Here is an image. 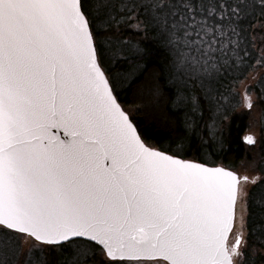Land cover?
<instances>
[{
	"label": "snow or ice",
	"instance_id": "6c2138e0",
	"mask_svg": "<svg viewBox=\"0 0 264 264\" xmlns=\"http://www.w3.org/2000/svg\"><path fill=\"white\" fill-rule=\"evenodd\" d=\"M249 30L264 0H0V264H264L249 177L150 145L116 94L148 41L195 113Z\"/></svg>",
	"mask_w": 264,
	"mask_h": 264
},
{
	"label": "trees",
	"instance_id": "16d2710c",
	"mask_svg": "<svg viewBox=\"0 0 264 264\" xmlns=\"http://www.w3.org/2000/svg\"><path fill=\"white\" fill-rule=\"evenodd\" d=\"M259 41L256 33H246L243 55L223 73L217 92L211 97H198L199 111L195 113L188 106L176 105V89L168 80L163 54L148 41L147 55L128 53L117 69L120 78L116 87L118 101L150 145L176 150L177 142L184 141L191 147L183 158L254 175L255 181L248 186L251 227L245 229L249 245L256 252L253 261L264 256V44ZM253 74L257 80L249 90L258 98L259 136L248 145L243 137L253 119L250 109H242L241 86Z\"/></svg>",
	"mask_w": 264,
	"mask_h": 264
},
{
	"label": "rangeland",
	"instance_id": "374dc122",
	"mask_svg": "<svg viewBox=\"0 0 264 264\" xmlns=\"http://www.w3.org/2000/svg\"><path fill=\"white\" fill-rule=\"evenodd\" d=\"M257 80V75L253 74L250 75V77L242 83L241 89H242V99H241V104H242V109H246L248 101L251 100L252 102V107L250 108L251 110V120L253 119L250 129L246 132L245 135L251 134L254 136L256 139L259 136V128L257 126V119H258V109L256 106L257 103V96L255 93H253L252 90H249V87H252V84L256 82ZM249 109V108H248ZM242 176H248L249 177V184L248 186L255 181L254 175L250 174L249 172L242 173Z\"/></svg>",
	"mask_w": 264,
	"mask_h": 264
},
{
	"label": "water",
	"instance_id": "95a60500",
	"mask_svg": "<svg viewBox=\"0 0 264 264\" xmlns=\"http://www.w3.org/2000/svg\"><path fill=\"white\" fill-rule=\"evenodd\" d=\"M120 103V102H119ZM121 104V103H120ZM251 134H247V135H244V137H243V141H244V143H246V144H248L247 142H246V140H245V138L247 137V136H250ZM253 138H254V136L253 135H251ZM254 140H255V138H254ZM248 145H252V144H248ZM185 159H188V158H185ZM192 160V159H191ZM196 162H199V163H203V162H201V161H196ZM204 164H206V163H204ZM207 166H209V167H224V168H226V169H229V170H231V171H234L233 169H231V168H228V167H225L224 165H220V164H218V165H210V164H206ZM234 172H236V171H234ZM237 173V172H236ZM239 174V173H238Z\"/></svg>",
	"mask_w": 264,
	"mask_h": 264
}]
</instances>
